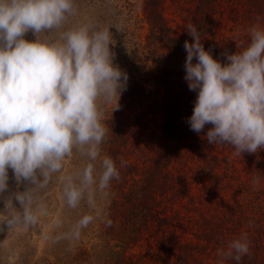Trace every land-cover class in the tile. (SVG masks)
<instances>
[{
    "label": "clouds",
    "instance_id": "9594fccd",
    "mask_svg": "<svg viewBox=\"0 0 264 264\" xmlns=\"http://www.w3.org/2000/svg\"><path fill=\"white\" fill-rule=\"evenodd\" d=\"M78 15L76 0H0V200L6 211L18 206L5 222L35 224L44 212L35 193L55 176L67 206L88 209L72 230L76 240L101 219L99 205L120 177L102 145L107 111L119 110L129 79L114 62L112 26L74 20ZM186 31L192 41L183 45L184 80L196 93L190 130L199 134L210 126L207 142L231 145L239 155L264 149V25L253 24L247 41L225 50L223 60L205 49L195 25ZM75 158L80 166L66 172ZM249 248L242 233L221 256L240 264Z\"/></svg>",
    "mask_w": 264,
    "mask_h": 264
},
{
    "label": "rangeland",
    "instance_id": "374dc122",
    "mask_svg": "<svg viewBox=\"0 0 264 264\" xmlns=\"http://www.w3.org/2000/svg\"><path fill=\"white\" fill-rule=\"evenodd\" d=\"M131 2L136 5L130 8L125 6L124 0H119L118 3H112L111 0H76L79 15L74 17V20H92L101 26H112L110 31L115 44L110 47L115 53L114 62L129 77L127 90L121 94L119 100V110L112 113L109 108L107 111L109 132L102 145V155L118 158V162L115 161L120 172L118 180L125 178L127 164H130L131 169L136 165L133 171L141 173L142 169L154 163L152 159L159 150L161 126L165 121L163 112L157 108L155 101L153 103V97L137 99L133 98L135 93L130 94L131 87H134L143 70L131 68L126 60L136 46L135 43L142 44L138 46L140 54L143 47L149 50L143 64L152 63L156 58L154 55L159 52L158 48L150 49L147 46L149 25L144 18L142 1ZM248 5V0H225L222 4L223 11L217 15V33L208 38L211 47H219L217 52H213L214 57L223 60L219 52H234L236 43L247 41V31L253 24L264 25L262 16H258L254 23L244 17ZM184 6L190 8L191 4L177 5L168 1L164 8L168 24L179 34H183V28L189 21V12ZM26 38L32 39V33L29 32ZM116 121L133 125V129L138 130L139 137L128 142L126 146L122 143L120 149L110 152L109 139L115 132L113 123ZM208 127L210 126L206 125V132ZM204 144L198 150L188 144L178 146L175 153L173 149L170 156L174 157L165 168L167 177L163 179L168 184L162 187L160 177L158 179L160 192L164 191V195L170 197L164 208L172 216L175 229L168 228L166 232L158 233L154 227L157 225L152 223L154 226L151 229L155 230L154 233L153 230L142 234L132 231L128 227L124 208L117 209L111 205L113 184L123 185L113 179L110 195L99 205L101 219L83 229L80 238L76 240L72 238V230L81 214L88 209L83 204L77 209L68 207L62 195L61 182L54 176L46 188L38 189L35 193L44 212L33 225H7L5 217L18 206L13 205L6 211L0 200V264H68L66 255L79 252L84 258L99 256L102 259L104 255L106 258L111 256L112 251L135 255L145 264H173L178 256L172 252L169 255L166 251L172 250L168 245H173L174 242L175 246L187 243L194 251L187 256L186 264H228L221 256L228 244L242 233H247L249 240L250 234L257 235L256 222L250 221L253 220V209L264 205V149L255 154L245 152L239 155L231 145H211L207 140ZM121 161L124 166H121ZM80 163L78 158L70 159L66 162L65 171L76 170ZM255 177H259L258 183H253ZM19 188L23 190V185ZM16 189V182L9 170V190ZM211 199L216 204L207 202ZM236 202L250 210L248 222H217L218 208L222 206L228 210ZM226 210L223 214H234ZM108 221H111L110 226ZM240 229L243 231L239 233ZM161 243L165 246L164 251ZM250 246H253L251 242ZM163 253L164 258L161 257ZM194 254L195 260L192 258Z\"/></svg>",
    "mask_w": 264,
    "mask_h": 264
},
{
    "label": "trees",
    "instance_id": "16d2710c",
    "mask_svg": "<svg viewBox=\"0 0 264 264\" xmlns=\"http://www.w3.org/2000/svg\"><path fill=\"white\" fill-rule=\"evenodd\" d=\"M112 3H118L119 0H111ZM143 3V12L145 21L149 25V33L147 34V46L151 49L158 48L156 58L152 63L143 64L145 55L148 53L145 47L141 48V54L138 52V46L142 44L136 42V46L127 57L128 65L131 68L143 69L139 79L131 87L130 94H134L133 98L141 99L144 97H153L157 103V108L163 112L164 124L161 126L162 136L161 144L156 155L152 159L149 167L142 169V172L133 171L130 164H127L128 170L126 174L131 175L123 177L116 182L121 184H113L111 205L113 208H124L125 218L128 221V227L138 233L151 231L153 224H156L155 230L159 232H166L175 229V222L172 216L165 210V204L170 197L164 195V191L160 192L158 188V179L160 177L161 186L168 184L163 181L166 176L165 168L172 162L174 155L172 150L177 149L178 146L188 144L200 149L205 146L206 128L201 133H196L190 130L187 119L191 116L196 98V93L190 91L187 82L184 80L185 69L184 62L186 59V51L183 47L185 40L192 41V37L187 33L188 25H195L201 34V38L205 49H212L217 52L219 47H211L208 43L209 37H214L217 33V20L220 13H222V4L225 0H141ZM168 1H172L177 5H186L190 3L191 7L186 8L189 12L188 24L183 28V34H179L168 24L167 18L164 14V8ZM126 7L135 6V2L131 0H124ZM249 7L246 6L244 17L251 19L252 23L256 21L258 16L264 18V0H248ZM117 8V6H116ZM132 15V10L130 11ZM136 41V39H131ZM129 41V43L131 42ZM223 53V51L219 52ZM131 64V65H130ZM138 65V66H137ZM134 71V70H132ZM131 73V72H130ZM115 132L111 139H109V151L113 149H120L122 143L124 146L128 142L137 139L138 130L133 129V125L124 124L122 121L113 123ZM128 126V127H126ZM129 128V129H128ZM119 142V145L117 144ZM113 158V156H112ZM114 161L118 162V158L114 156ZM118 164V163H116ZM116 191V192H115ZM115 193V194H113ZM220 201V199H219ZM216 204L215 200H208ZM225 207V206H224ZM216 209V208H215ZM226 209L220 206L216 212L217 222H248L250 210L244 208L238 202L233 207L226 211H232V216H227L224 213ZM235 215V216H234ZM253 220L256 222L257 235L250 234V242L253 246L249 248V254L244 256L240 264H264V205L253 209ZM170 221V222H169ZM210 222V221H209ZM153 223V224H152ZM152 233H154V231ZM239 233L243 230H238ZM237 231V232H238ZM262 233H261V232ZM161 234V233H160ZM171 234V233H169ZM175 238V236H172ZM171 239V238H170ZM168 239V240H170ZM176 239V238H175ZM164 242V241H163ZM168 245L172 248L169 252L178 257L173 261V264H186L188 262L187 256L194 251L190 249L187 243H182L181 246ZM162 244V243H161ZM164 251V244L161 246ZM159 248V247H158ZM169 248V249H170ZM225 248L223 251H226ZM111 256L104 255L102 259L94 258L92 256L83 257L79 252L75 255H66L68 264H145L138 260L135 255H123L116 252H111ZM165 253L162 254L164 258ZM195 258V254L192 256ZM190 259V262L192 261ZM137 259V260H136ZM228 264H236L235 261L226 259Z\"/></svg>",
    "mask_w": 264,
    "mask_h": 264
}]
</instances>
